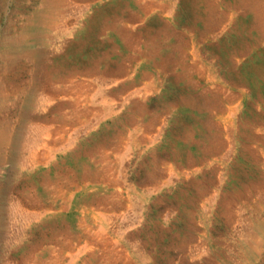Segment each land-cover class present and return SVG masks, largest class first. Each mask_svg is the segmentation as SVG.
I'll use <instances>...</instances> for the list:
<instances>
[{
    "label": "rangeland",
    "instance_id": "rangeland-1",
    "mask_svg": "<svg viewBox=\"0 0 264 264\" xmlns=\"http://www.w3.org/2000/svg\"><path fill=\"white\" fill-rule=\"evenodd\" d=\"M0 142V264H264V0H0Z\"/></svg>",
    "mask_w": 264,
    "mask_h": 264
},
{
    "label": "bare ground",
    "instance_id": "bare-ground-1",
    "mask_svg": "<svg viewBox=\"0 0 264 264\" xmlns=\"http://www.w3.org/2000/svg\"><path fill=\"white\" fill-rule=\"evenodd\" d=\"M87 15H88V14H87ZM40 24H42V23H40ZM44 24H45V23H44ZM38 26H39V25H38ZM40 27H41V26H40ZM31 32H32V31H31ZM93 79H94V78H93ZM102 81H103V80H102ZM108 81H109V80H108ZM95 83H97V81H96ZM103 85H104V84H103ZM107 85H108V84H107ZM95 86H96V85H95ZM103 89H104L103 87L101 88V87L97 86V89H96V90H98V91H97L96 95L99 96L100 98H103V97H104V95H103V94H104V93H103ZM110 110H111V107L106 108V109L104 110L103 114H101V116H103V118H104V117L108 114V112H109ZM236 112H237V111H236ZM234 114H235V113H234ZM101 116H100V117H101ZM97 120H99V121L101 120V119L99 118V116H98ZM94 123H95V122H94ZM33 140H34V139H33ZM42 140H43V139H42ZM1 141H2V140H1ZM26 141H27V140H26ZM35 141H36V140H35ZM33 142H34V141H33ZM0 143H1V142H0ZM25 143H26V142H25ZM34 143H35V142H34ZM72 143H73V141H68V142L65 144V146H63L62 148L65 149L66 147L71 146ZM23 144H24V143H23ZM27 147H28V146H27ZM30 147H31V146H30ZM62 148H61V149H62ZM28 149H29V148H28ZM64 149H63V150H64ZM30 151H31L32 154L34 153V155H35V152H34L33 148H31ZM130 154H131V153H130ZM49 156H50V153H49V155L47 156V159L49 158ZM31 158H32V157H31ZM123 158H124V157H123ZM49 159H50V158H49ZM49 159H48V160H49ZM122 160H123V159H122ZM35 162H36V161H35ZM29 166H30V165H29ZM90 185H91V184H90ZM81 186H82V185H81ZM84 187H85V186H84ZM92 189H93V188H92ZM116 189H117V188H116ZM120 190H121V189H120ZM87 191H88V190H87ZM117 191H118V190H117ZM88 192H89V191H88ZM91 192H92V191H91ZM112 192L114 193V191H112ZM119 192H121V191H119ZM72 202H73V201H72ZM80 211H81V210H80ZM15 212H16V211H15ZM15 212H14V213H15ZM83 213H84V212H83ZM12 216H13V215H12ZM25 216H26V215H25ZM27 219H28V218H27ZM101 222H102V221H101ZM101 222H100V224H101ZM102 226H103V225H102ZM102 226H101V228H102ZM105 226H106V225H105ZM103 227H104V226H103ZM248 259H249V258H248ZM248 259H247V260H248ZM247 260H246V261H247ZM247 262H249V261H247ZM247 264H248V263H247Z\"/></svg>",
    "mask_w": 264,
    "mask_h": 264
}]
</instances>
